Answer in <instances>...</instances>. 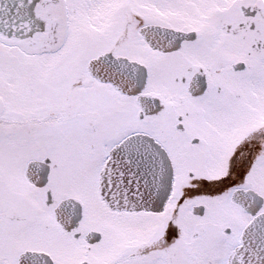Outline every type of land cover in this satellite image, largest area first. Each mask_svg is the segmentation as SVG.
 <instances>
[{
    "label": "snow or ice",
    "instance_id": "snow-or-ice-1",
    "mask_svg": "<svg viewBox=\"0 0 264 264\" xmlns=\"http://www.w3.org/2000/svg\"><path fill=\"white\" fill-rule=\"evenodd\" d=\"M0 264H264V0H0Z\"/></svg>",
    "mask_w": 264,
    "mask_h": 264
}]
</instances>
